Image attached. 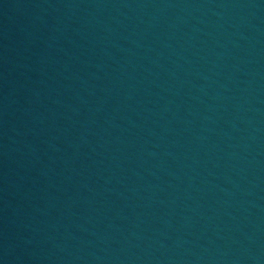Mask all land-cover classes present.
<instances>
[{"label":"water","instance_id":"95a60500","mask_svg":"<svg viewBox=\"0 0 264 264\" xmlns=\"http://www.w3.org/2000/svg\"><path fill=\"white\" fill-rule=\"evenodd\" d=\"M0 264H264V0H0Z\"/></svg>","mask_w":264,"mask_h":264}]
</instances>
